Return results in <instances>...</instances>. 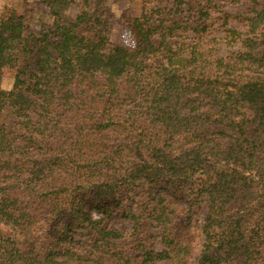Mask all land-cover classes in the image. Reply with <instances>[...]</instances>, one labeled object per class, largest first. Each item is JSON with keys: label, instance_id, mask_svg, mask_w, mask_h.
<instances>
[{"label": "trees", "instance_id": "1", "mask_svg": "<svg viewBox=\"0 0 264 264\" xmlns=\"http://www.w3.org/2000/svg\"><path fill=\"white\" fill-rule=\"evenodd\" d=\"M37 1L0 10V264H264V0H153L131 44Z\"/></svg>", "mask_w": 264, "mask_h": 264}, {"label": "rangeland", "instance_id": "2", "mask_svg": "<svg viewBox=\"0 0 264 264\" xmlns=\"http://www.w3.org/2000/svg\"><path fill=\"white\" fill-rule=\"evenodd\" d=\"M94 0H90L93 3ZM153 0H103V7L108 13L110 40L113 42L132 43L129 30L123 23V16H136L143 6H148ZM80 2L76 0L75 3ZM4 7L13 9L15 13H26L28 16H40L44 8L37 0H0V10ZM75 6L73 5L72 10ZM2 88H8L11 82L10 72L3 70Z\"/></svg>", "mask_w": 264, "mask_h": 264}]
</instances>
